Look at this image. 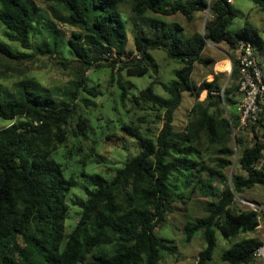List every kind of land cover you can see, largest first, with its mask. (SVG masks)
<instances>
[{
  "label": "trees",
  "instance_id": "1",
  "mask_svg": "<svg viewBox=\"0 0 264 264\" xmlns=\"http://www.w3.org/2000/svg\"><path fill=\"white\" fill-rule=\"evenodd\" d=\"M34 1L56 7L63 15L51 18ZM34 1L0 0L2 35L23 51L35 50L33 39L42 36L38 53H57L69 61L73 78L61 90L43 89L36 80L24 79L15 83L12 91H0V119L8 123L0 129V264H158L164 253L174 255L176 247L157 235L156 229L174 213L177 204L196 195L208 202L202 215L188 217L181 230L185 244L196 234L204 242L193 264L212 262L217 236L229 243L218 264H254L264 242L245 234L257 230L259 215L235 210L233 198L254 186L264 187V112L261 120L251 125L252 132L256 126L262 132L254 134L252 147L245 146L244 138L234 136L242 128L235 108L239 100L237 62H232L231 83L225 87L219 83L222 74L199 85L192 79L196 65L210 63L203 58L207 44L233 49L242 41L253 50L258 45L259 35L251 29L253 37H249L247 21L240 32L229 30L238 16L231 6L233 0ZM249 1L264 15V0ZM125 2L135 22H141L147 13L162 17L180 14L191 23L196 12L207 11L210 19L203 32L187 37L166 30L157 18L148 23L151 34L133 25V49L129 50L128 28L119 11ZM60 22L70 32L61 30ZM64 50L68 52L65 57ZM152 50L163 51L180 66L174 71L175 79L168 85L153 79L131 95L120 80L117 85L120 102L149 106L160 119V129L151 136L132 123H120L121 130L137 144L136 154L119 168L105 164L102 173H83L84 198L75 197L67 203L77 180L75 175L64 176L65 169L56 156L69 137L88 140L90 123L76 104L81 100L88 108L92 103L81 95H97L89 87L87 72L111 68L119 74L142 76L149 71ZM28 57L13 52L0 37V66L16 70L13 66H21ZM110 59L116 66L104 63ZM1 75L0 79L5 78ZM159 85L166 97L154 92ZM203 92L205 97L199 100ZM184 93L194 97V102L183 126L176 128L175 113ZM233 141L243 146L237 163L244 175L228 181L225 171L233 166ZM81 163L85 165V161ZM219 183H223L222 189ZM71 206L80 213L66 234Z\"/></svg>",
  "mask_w": 264,
  "mask_h": 264
},
{
  "label": "rangeland",
  "instance_id": "2",
  "mask_svg": "<svg viewBox=\"0 0 264 264\" xmlns=\"http://www.w3.org/2000/svg\"><path fill=\"white\" fill-rule=\"evenodd\" d=\"M34 3L37 7L43 8L51 18L56 17V15H63V12L56 7H49L36 1ZM231 6L237 12L238 16L233 20L229 30L231 32H240L244 27L245 21H247L249 37H253L251 29L256 30L259 35V39H256L258 45H254L255 53L258 56L261 51L264 55V15L249 0H233ZM119 11L128 28L126 30V38L127 48L129 50L133 49L131 33L133 25L140 26L145 32L151 34L152 30L148 28V23L151 19L157 18L165 24L166 30L172 31L176 36L182 34L184 37H187L195 31L203 32L205 24L210 19L207 11L196 12L194 14V20L191 23L187 22L180 14L172 17H162L147 13L141 22H135L129 12L127 2L120 5ZM42 22L41 20L37 24L36 28L38 30H40ZM58 26L61 30L67 33L70 32V28L63 23L60 22ZM2 31L3 27L0 26L1 40L9 44L13 52H21L29 57L21 66H13L16 70L0 66V78L2 77L1 74L4 73L5 75V78L0 79L1 92L12 91L13 85L24 79H34L39 83L41 88L47 90H61L72 80V70L71 67L69 68V61L60 59L57 53H38V48L44 41L42 36L38 35L33 39L35 50L23 51L17 44L7 42L2 35ZM226 53L230 54L229 49L224 44L214 47L206 45L203 58L209 60L210 63L195 66L192 74V79L195 84L199 85L203 81L211 82L216 74H222V78L219 80L222 87L230 84V67L227 62L220 64L222 61L227 60ZM66 55H68V52L64 50L63 56L65 57ZM150 55L152 62L149 65V71L142 76H128L125 72L119 74L116 69L112 70L111 68H92L87 72L89 87L97 95L95 97L84 93L81 95L80 98L82 100L87 99L92 103V106L88 108L85 107L81 100L76 101V104L79 112L89 120L90 133L88 140L84 141L69 137L66 145L58 151L56 156V159L62 163L65 169L64 176L69 178V176L75 175L77 180V186L70 191L66 198L67 203L70 204L71 199L75 197L78 199L84 198V175L102 173L105 164L119 168L126 158L136 154L137 144L121 130L120 123H132L142 133L151 136L156 135L160 129V124L158 123L160 119L156 118V112L149 110V106L142 102L139 105H133L131 101L127 100L124 101V104L120 102V91L117 85V81L120 80L127 88H130L128 92H131V95L144 89L153 79H158L166 85L173 81L175 79L174 71L180 66L176 62L168 59L163 51L152 50L150 51ZM109 61L104 63H107L109 66H116L111 63V59ZM61 63L64 64L62 65ZM155 70L157 73H155ZM154 92L161 97H166L160 85L154 87ZM205 94L203 92L199 96V100H203ZM193 102L194 97H191L188 93L183 94L182 103L175 113L176 128L183 126ZM7 125L8 123L5 120L0 119V129L5 128ZM260 132L262 131L258 126L252 132L251 125H249L243 126L240 130H236L234 136H241L244 138V145L252 147L254 144V134L259 135ZM231 146L234 149V156L231 158L233 166L225 171V176L228 181L235 175H244L237 163L243 146H237L234 141L231 143ZM81 161H85L84 166ZM83 173L84 175H82ZM104 177L108 179L107 176ZM219 184V189H222L224 186L223 183ZM207 202L208 199L205 197L196 195L192 200L185 201V204H177L174 213L168 216L167 221L156 229L157 235L165 239L167 238L176 247L174 255H166L164 253L158 264H193L196 261L198 252L204 247L202 237L200 234H196L190 243L185 244L181 230L188 217L193 218L202 215L203 207ZM233 207L238 211L252 210L258 212L259 227L254 233L245 234V236L254 237L264 242V187L254 186L250 190H245L235 195L233 198ZM79 213L78 208L70 207L64 226L66 234L74 227ZM217 243V249L213 253V260L210 264H218L221 251L229 246V243L224 241L220 236H217ZM255 258L254 264H264V249L259 250Z\"/></svg>",
  "mask_w": 264,
  "mask_h": 264
},
{
  "label": "built area",
  "instance_id": "3",
  "mask_svg": "<svg viewBox=\"0 0 264 264\" xmlns=\"http://www.w3.org/2000/svg\"><path fill=\"white\" fill-rule=\"evenodd\" d=\"M232 50L237 58L239 100L235 108L240 126L254 125L261 120L264 112V69L256 59L251 44L241 41Z\"/></svg>",
  "mask_w": 264,
  "mask_h": 264
},
{
  "label": "crops",
  "instance_id": "4",
  "mask_svg": "<svg viewBox=\"0 0 264 264\" xmlns=\"http://www.w3.org/2000/svg\"><path fill=\"white\" fill-rule=\"evenodd\" d=\"M231 3H232V1H231ZM226 47H227V49H229V53L230 54L226 53L227 60L226 61H222L220 64H223V63L227 62L229 67H230V70H231L232 62L233 61H237V58H236V55H235L234 51L232 49H230L228 46H226ZM255 56H256V59L258 60L259 64L261 65V67L264 69V55L262 54V52L260 51L258 56L255 53Z\"/></svg>",
  "mask_w": 264,
  "mask_h": 264
}]
</instances>
